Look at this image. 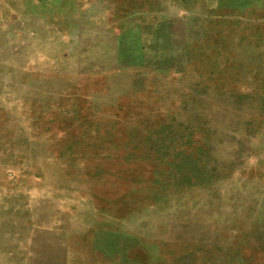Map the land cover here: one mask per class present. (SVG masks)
Listing matches in <instances>:
<instances>
[{
  "label": "rangeland",
  "instance_id": "obj_1",
  "mask_svg": "<svg viewBox=\"0 0 264 264\" xmlns=\"http://www.w3.org/2000/svg\"><path fill=\"white\" fill-rule=\"evenodd\" d=\"M84 253L264 264V0H0V264Z\"/></svg>",
  "mask_w": 264,
  "mask_h": 264
},
{
  "label": "crops",
  "instance_id": "obj_2",
  "mask_svg": "<svg viewBox=\"0 0 264 264\" xmlns=\"http://www.w3.org/2000/svg\"><path fill=\"white\" fill-rule=\"evenodd\" d=\"M81 254V253H79ZM79 254H74L73 256H70L69 254L64 255L65 256V260L66 263L65 264H102V259L100 256V253H96V260H92V254H87L84 253L82 255H84L83 259H81V261H79ZM104 257V254H101ZM104 262V261H103ZM113 264L115 263V260H112ZM106 263V262H104Z\"/></svg>",
  "mask_w": 264,
  "mask_h": 264
}]
</instances>
